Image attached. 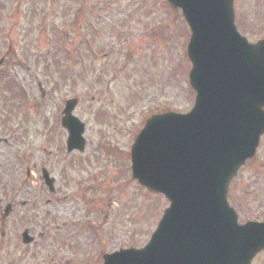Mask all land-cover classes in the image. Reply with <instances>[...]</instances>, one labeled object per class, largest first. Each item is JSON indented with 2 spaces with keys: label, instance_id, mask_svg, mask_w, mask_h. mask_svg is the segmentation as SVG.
Segmentation results:
<instances>
[{
  "label": "rangeland",
  "instance_id": "rangeland-1",
  "mask_svg": "<svg viewBox=\"0 0 264 264\" xmlns=\"http://www.w3.org/2000/svg\"><path fill=\"white\" fill-rule=\"evenodd\" d=\"M189 39L166 0H0V264H102L149 241L169 201L132 179L131 147L150 115L193 106ZM72 97L86 147L68 153ZM263 161L264 137L229 187L242 223L264 220Z\"/></svg>",
  "mask_w": 264,
  "mask_h": 264
},
{
  "label": "water",
  "instance_id": "water-1",
  "mask_svg": "<svg viewBox=\"0 0 264 264\" xmlns=\"http://www.w3.org/2000/svg\"><path fill=\"white\" fill-rule=\"evenodd\" d=\"M168 1L191 27L195 105L149 117L137 135L133 177L171 203L145 247L106 254L104 264H251L264 249V222L239 224L227 193L264 134V43L239 34L233 0ZM76 104L67 101L62 120L69 151L85 146ZM43 173L53 190L54 179ZM33 240L25 230L24 243Z\"/></svg>",
  "mask_w": 264,
  "mask_h": 264
},
{
  "label": "flooded vegetation",
  "instance_id": "flooded-vegetation-1",
  "mask_svg": "<svg viewBox=\"0 0 264 264\" xmlns=\"http://www.w3.org/2000/svg\"><path fill=\"white\" fill-rule=\"evenodd\" d=\"M238 30L252 43L264 40V0H234Z\"/></svg>",
  "mask_w": 264,
  "mask_h": 264
}]
</instances>
